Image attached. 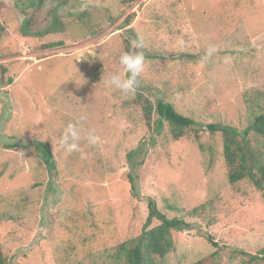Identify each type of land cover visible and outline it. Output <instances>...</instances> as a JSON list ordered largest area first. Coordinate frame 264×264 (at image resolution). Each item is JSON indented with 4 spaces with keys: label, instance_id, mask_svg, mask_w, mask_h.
Segmentation results:
<instances>
[{
    "label": "rangeland",
    "instance_id": "obj_1",
    "mask_svg": "<svg viewBox=\"0 0 264 264\" xmlns=\"http://www.w3.org/2000/svg\"><path fill=\"white\" fill-rule=\"evenodd\" d=\"M0 21L8 264H123L117 247L141 234L152 201L168 218L204 207L187 217L190 229L172 231L174 248L156 264H264V198L248 178L229 181L223 137L207 129L243 130L264 108V0H0ZM137 38L145 70L136 90L195 119L180 139L157 115L147 121L136 91L106 84L126 77L119 57ZM181 52L196 56L172 58ZM77 121L86 158L60 145ZM249 138L264 161V140ZM45 143L52 170L37 149Z\"/></svg>",
    "mask_w": 264,
    "mask_h": 264
},
{
    "label": "trees",
    "instance_id": "obj_2",
    "mask_svg": "<svg viewBox=\"0 0 264 264\" xmlns=\"http://www.w3.org/2000/svg\"><path fill=\"white\" fill-rule=\"evenodd\" d=\"M122 1L132 3L136 0ZM2 30L3 25L0 21V38ZM214 44L216 43H212L211 47L216 46ZM56 45V43H50L48 47H54ZM217 46L219 45L217 44ZM195 56L196 54L194 53L181 52L174 54L172 58L193 60ZM136 92L147 121H151L154 115L158 116L159 121H167L170 125L172 136L175 139H180L184 136L188 128L197 125L194 118L179 111L175 104L165 98L159 97L153 101L142 92H139V90H136ZM207 129L211 133L220 132L223 137V149L228 165L229 181L236 183L248 178L264 198V161L252 147L249 138L250 132H254L264 140V108L255 114L250 125L243 130L231 124H223L220 122L208 124ZM17 146L7 145L6 148L11 149ZM37 149L47 168L52 170L54 168V156L50 144L45 143L39 145ZM130 179L133 182L132 176ZM149 206V216L141 234L129 241L120 243L117 247L118 254L123 258V264H156L154 256H164L174 248L175 243L171 236L172 231L190 229L191 223L187 222V217L191 218L198 213V210H204L203 205H201L181 216L168 218L164 212H161L156 207L154 201L150 202ZM152 218L161 220V223L149 228ZM206 237L212 245L220 246L218 242L214 241L212 236L207 235ZM7 262V256L0 242V264H8ZM191 264H207V262L204 259H199Z\"/></svg>",
    "mask_w": 264,
    "mask_h": 264
},
{
    "label": "clouds",
    "instance_id": "obj_3",
    "mask_svg": "<svg viewBox=\"0 0 264 264\" xmlns=\"http://www.w3.org/2000/svg\"><path fill=\"white\" fill-rule=\"evenodd\" d=\"M134 50L130 52H124L119 57V64L125 69L127 75L122 78L119 74H112L107 80L106 84L112 88L119 90L125 95L134 94L139 86V77L145 70V54L142 51L144 45L143 42L137 38L132 40ZM217 49L212 46L207 52L206 56L211 57ZM76 123H69L60 138V145L68 153L80 152L81 158H86V153L81 150L79 141L81 139L80 128ZM86 139L91 144L98 142V137L95 135H89Z\"/></svg>",
    "mask_w": 264,
    "mask_h": 264
}]
</instances>
